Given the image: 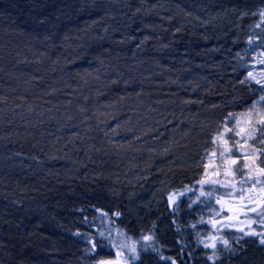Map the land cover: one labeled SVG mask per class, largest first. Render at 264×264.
<instances>
[{
	"label": "trees",
	"instance_id": "trees-1",
	"mask_svg": "<svg viewBox=\"0 0 264 264\" xmlns=\"http://www.w3.org/2000/svg\"><path fill=\"white\" fill-rule=\"evenodd\" d=\"M262 8L0 0V264H264L258 237L205 250L184 236L187 216L217 207L219 190L205 189L203 206L156 202L163 186L198 189L200 156L222 125L251 127L253 105L264 111V80L248 81L240 64ZM148 235L153 250L122 252Z\"/></svg>",
	"mask_w": 264,
	"mask_h": 264
},
{
	"label": "rangeland",
	"instance_id": "rangeland-1",
	"mask_svg": "<svg viewBox=\"0 0 264 264\" xmlns=\"http://www.w3.org/2000/svg\"><path fill=\"white\" fill-rule=\"evenodd\" d=\"M261 13H264V8L261 9L256 22L250 28L246 53H242L240 57L241 66L247 71V80L251 82H257L259 79L264 80V63H261V61H264V16ZM249 73H251V76ZM244 121V118H230L216 133L208 150L202 153L198 163V171L200 172L197 175L200 186L198 189L191 188L187 190L186 194L183 192L176 193L173 186L167 185L163 186L157 195L158 199H156V202L158 204L166 201L173 206L175 203L183 200L189 204L202 203L205 189L209 188L211 192L219 190V192H215L219 195L216 201L217 207L206 210V215L201 214L199 218L194 220L187 216V221H190L192 224L188 227V230H185L184 236H191L205 250L214 249L212 247H205L206 244H215L217 247L220 242L224 247H230L229 239L233 235L254 236L245 235V233L252 231L264 234V218L258 215L259 212L264 211V207L256 213L249 211L250 208L256 207L257 203L263 204L264 191H261V188L264 185L256 184L251 192L248 191L249 188H252L254 180H248L249 169L246 167V164L250 162L245 160V156L251 154L252 149L255 148L258 151L256 152L257 159H255L253 166L264 167V154H262L264 152V144H260L253 139H248L246 134L236 135L241 128H250L245 126ZM254 136L259 137V133H254ZM233 159L237 160V164L232 165L229 163ZM229 171L232 174L226 175ZM147 174L148 178H144V180L141 178L142 181L153 179V175ZM260 179L264 180V177H260ZM177 185L181 186L183 184ZM166 194L167 196L165 197ZM241 196L244 199H241ZM92 211L95 215L104 216L108 220H111L102 209L92 208ZM137 214L140 215V212H137ZM120 218H122V213L117 210L113 219L118 220ZM138 228L146 230L147 226H139ZM76 229L71 234V240L73 239L72 241L75 245L73 247L77 251H81L83 246H80V243L74 239L75 236L81 234V231H77ZM240 229H243V231H240ZM156 232L159 237V230ZM147 237H151V239H145L142 248L135 246L136 256H138V251L147 252L150 249L153 250L154 239L150 235ZM254 237H258L260 240L264 239V235H256ZM224 240L228 241L227 245L223 243ZM132 245L131 243L126 244V246L124 244V251L122 252L133 257V254L129 251ZM161 246H164V243H161ZM261 246L264 249V244H261ZM110 259L112 258L110 257Z\"/></svg>",
	"mask_w": 264,
	"mask_h": 264
},
{
	"label": "snow or ice",
	"instance_id": "snow-or-ice-1",
	"mask_svg": "<svg viewBox=\"0 0 264 264\" xmlns=\"http://www.w3.org/2000/svg\"><path fill=\"white\" fill-rule=\"evenodd\" d=\"M261 15L264 16V13H261ZM261 63H264V61H261ZM249 75L251 76V73H249ZM257 83H260V81H257ZM260 99L264 100V96H262ZM252 111L256 112L255 123L252 124V126L250 128H247V129L241 128L240 131L236 133V135L246 134L248 139H253L260 144H264V111L257 109L256 105H253ZM250 123H251V121H250ZM254 133H259V137L254 136ZM257 151H258L257 149L253 148L252 153L245 156V160L250 162V163L246 164V167H248V169H249L248 180H250V181L254 180L252 188L248 189L249 192H251L253 190V188L255 187L256 184L264 185V180L260 179V177H264V167L253 166L255 159H257V157H256ZM262 154H264V152H262ZM229 163L232 165H235V164H237V160L233 159V160L229 161ZM231 174H232L231 171L226 173V175H231ZM261 191H264V187L261 188ZM241 199H244V197L241 196ZM249 211L256 213L257 208H255V207L250 208ZM258 215H260L262 218H264V211L259 212ZM240 231H243V229H240ZM245 235L256 236V235H264V234L252 231L250 233H245ZM144 239L150 240L151 237H145ZM223 243L225 245H227L228 241L224 240ZM260 243L264 244V239H261ZM205 247L215 248L216 245L215 244H212V245L206 244ZM93 248H95V245H93ZM129 251L133 254V257H132L133 259L138 258L135 255L136 254V247H135L134 243L129 248ZM117 255L119 256V255H121V253L118 252ZM99 264H112V262L102 260L99 262Z\"/></svg>",
	"mask_w": 264,
	"mask_h": 264
},
{
	"label": "water",
	"instance_id": "water-1",
	"mask_svg": "<svg viewBox=\"0 0 264 264\" xmlns=\"http://www.w3.org/2000/svg\"><path fill=\"white\" fill-rule=\"evenodd\" d=\"M103 261H111L112 264H128V262H126L124 260H120V259H107V260H103Z\"/></svg>",
	"mask_w": 264,
	"mask_h": 264
},
{
	"label": "flooded vegetation",
	"instance_id": "flooded-vegetation-1",
	"mask_svg": "<svg viewBox=\"0 0 264 264\" xmlns=\"http://www.w3.org/2000/svg\"><path fill=\"white\" fill-rule=\"evenodd\" d=\"M263 207H264V202H263V204H262V203H257L255 208H257V211H259V210H261ZM199 245H200V247L203 248V246H202L201 244H199Z\"/></svg>",
	"mask_w": 264,
	"mask_h": 264
}]
</instances>
